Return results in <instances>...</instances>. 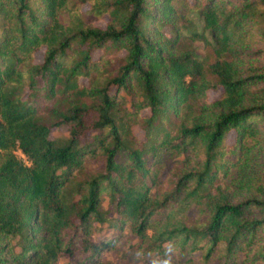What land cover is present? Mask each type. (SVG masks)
Returning <instances> with one entry per match:
<instances>
[{
    "label": "trees",
    "instance_id": "1",
    "mask_svg": "<svg viewBox=\"0 0 264 264\" xmlns=\"http://www.w3.org/2000/svg\"><path fill=\"white\" fill-rule=\"evenodd\" d=\"M165 261L264 264V0H0V264Z\"/></svg>",
    "mask_w": 264,
    "mask_h": 264
},
{
    "label": "rangeland",
    "instance_id": "2",
    "mask_svg": "<svg viewBox=\"0 0 264 264\" xmlns=\"http://www.w3.org/2000/svg\"><path fill=\"white\" fill-rule=\"evenodd\" d=\"M87 8H88V4L85 3V4L82 5L81 10L84 11ZM83 16H84L85 20H87L88 22H90V23H92L94 25H100V26H102L104 24V21H105V18L104 17L103 18H99V19H92L89 16V14L86 12V10H85ZM196 45H197V50H200L201 43L199 41H197L196 42ZM97 53H98V51H94L93 52V55H96ZM41 57H42V48H40V49H38V50H36L34 52L33 59H34V61H40L41 60ZM218 92H219V90H208L207 91L208 98H212V97L217 96ZM133 130H134V132L137 135L140 136L141 131L138 128L134 127ZM52 134L53 135H59V136H65V135H67V129H66L65 126H61L60 128L54 130L52 132ZM231 135H232L231 132H229L227 134V136H226V141L227 142L230 140ZM15 153L17 154V156H19L23 160H25V156L21 152H19L18 150H16ZM85 162H87V160ZM105 203H106V198L103 200V204H105ZM113 232H114V230L112 228H110L109 226H106L104 224V225H102V226L99 227V229H98L97 233H95V235H99V236L106 237V236H109L110 234H112ZM124 233H127V228L125 226L122 228V234H124ZM79 258H80V255L78 254V255H75L73 258H70L69 261L70 262H77V260ZM64 261H67V258L61 257L60 258V262H64Z\"/></svg>",
    "mask_w": 264,
    "mask_h": 264
},
{
    "label": "clouds",
    "instance_id": "3",
    "mask_svg": "<svg viewBox=\"0 0 264 264\" xmlns=\"http://www.w3.org/2000/svg\"><path fill=\"white\" fill-rule=\"evenodd\" d=\"M165 264H168V262H167V261H165Z\"/></svg>",
    "mask_w": 264,
    "mask_h": 264
}]
</instances>
